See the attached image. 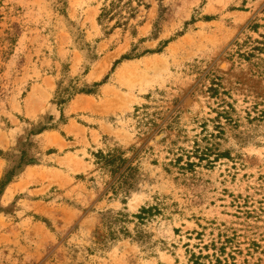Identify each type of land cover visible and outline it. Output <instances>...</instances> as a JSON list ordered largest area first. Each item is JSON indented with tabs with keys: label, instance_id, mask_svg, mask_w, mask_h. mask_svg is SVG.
I'll return each instance as SVG.
<instances>
[{
	"label": "rangeland",
	"instance_id": "374dc122",
	"mask_svg": "<svg viewBox=\"0 0 264 264\" xmlns=\"http://www.w3.org/2000/svg\"><path fill=\"white\" fill-rule=\"evenodd\" d=\"M110 1L0 0V264H191L210 222L262 246L230 264H264V0ZM108 74L63 124L58 85ZM114 145L139 165L126 198L92 161Z\"/></svg>",
	"mask_w": 264,
	"mask_h": 264
},
{
	"label": "trees",
	"instance_id": "16d2710c",
	"mask_svg": "<svg viewBox=\"0 0 264 264\" xmlns=\"http://www.w3.org/2000/svg\"><path fill=\"white\" fill-rule=\"evenodd\" d=\"M142 0H138L141 2ZM110 6L114 7L115 0L110 1ZM109 12V7L104 6L102 8V12L98 17V21H101V18ZM206 19H210V16H205ZM120 23V22H116ZM167 44L168 42L165 41ZM259 42V41H258ZM263 44V42H260ZM148 51V50H147ZM160 51V50H158ZM149 52H154L149 50ZM122 59H118L114 62V69L117 64L121 62L123 59H132L133 57L130 55H123ZM109 79V74L104 76V78L100 81H96L89 88H80L77 84H72L70 86H61L58 85V90L56 91V103L61 107V122L66 124L67 119L64 115V109L62 106L68 104L73 96L80 93L85 94H94L97 93V88L105 84ZM51 119L52 116H50ZM57 127L54 124L50 125H42L36 132L39 134L47 129H51ZM131 151H138V149L134 146ZM206 152H203L198 156L200 161L204 159H208ZM93 158V165L95 166V171L100 172L103 176L104 184L106 185V191H111L113 194L124 193L126 196L131 192V190L135 187V177L137 172L139 171V165L134 164L135 156L130 157L127 156V152L122 148V146H108L106 148H99L96 151L91 152ZM206 157V158H205ZM188 160L184 165L188 167H193L197 164L196 161L191 160L190 154L187 155ZM24 157L22 156V164L24 162ZM182 160V155L177 156L176 162ZM211 161V160H208ZM181 164V166H184ZM14 176L13 170H10L6 173V178L1 182V190L12 181V177ZM164 205V204H163ZM163 208L161 204L156 203L155 205L143 206L139 210L138 213L133 216L139 220L141 223L144 220H149L150 218L155 217L158 214L162 213ZM121 214V213H119ZM211 226L209 227L211 230L209 234H207L208 226L200 225L201 230H195L196 238L198 242L194 245L198 252L195 250H189V262L191 264H230L235 263L238 255L244 253V250H247L246 256H253L255 252L261 250L262 246L259 241L249 236L246 233L241 232V230L235 228L234 226L227 225L225 223L217 224L216 222H210ZM215 228L218 230L217 234H215ZM211 236L208 240L205 239L206 236ZM192 238V236H191ZM244 244H248L245 248H243ZM262 251V250H261Z\"/></svg>",
	"mask_w": 264,
	"mask_h": 264
}]
</instances>
